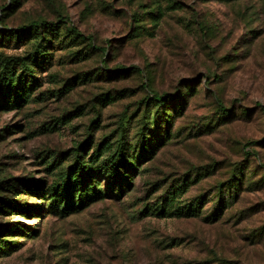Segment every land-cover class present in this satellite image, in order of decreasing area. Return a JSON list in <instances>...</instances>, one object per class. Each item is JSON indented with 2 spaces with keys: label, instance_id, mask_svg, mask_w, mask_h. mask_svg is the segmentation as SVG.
Listing matches in <instances>:
<instances>
[{
  "label": "rangeland",
  "instance_id": "obj_1",
  "mask_svg": "<svg viewBox=\"0 0 264 264\" xmlns=\"http://www.w3.org/2000/svg\"><path fill=\"white\" fill-rule=\"evenodd\" d=\"M1 100L0 264H264V0H0Z\"/></svg>",
  "mask_w": 264,
  "mask_h": 264
},
{
  "label": "trees",
  "instance_id": "obj_2",
  "mask_svg": "<svg viewBox=\"0 0 264 264\" xmlns=\"http://www.w3.org/2000/svg\"><path fill=\"white\" fill-rule=\"evenodd\" d=\"M36 25L38 24H32L30 25L31 27H36ZM53 24H49V23H44L42 25V29L44 30H47V29H51L53 28ZM28 28H23L20 32H25L27 31ZM76 32V31H75ZM12 86L9 87V89L11 88ZM154 98V101L156 103H160L162 104L163 103V100H162V97L161 96H158V95H154L153 96ZM2 104H6L5 101H0ZM227 112V111H226ZM229 115V113H226ZM230 116V115H229ZM123 148H122V145H118L117 148L115 149V151L109 155V157L107 158V166L111 167L110 170H113V171H110L108 173V175L110 177H114L115 180L117 181H123L124 183L128 184L129 183V180H130V177L126 176L125 174H128V172H120L119 170H124L127 166L126 162H125V158H124V152H123ZM75 169H81L82 171L83 170H86V167L82 164H80L79 166H76L74 167ZM88 174H91V173H88ZM80 182V178H75L73 183L75 184H78ZM69 183L71 184L70 182V179H68L67 176H64L60 182L58 184L55 185V187H53V189L51 190V198L54 199V202L57 204L56 205V210H58L61 214H67L69 213L70 211H73V210H76V209H79L83 203V198L84 199H87L86 202H89V200H96L97 198H100V193L99 191L95 188V187H92L90 186L89 187V190L90 191H87V186L85 185L84 187H82L80 185V191H79V195H78V198L76 200V202H68V201H63V200H60V202H58V198H61L67 190L71 191V193H74L75 190H76V187H73L72 185H69ZM90 192L91 195H89V198H88V193ZM2 199L0 197V208H3V206L5 204H3L2 202ZM19 210L23 213V214H28V209H26L25 207H22L21 205L18 206ZM1 210V209H0ZM1 212V211H0Z\"/></svg>",
  "mask_w": 264,
  "mask_h": 264
}]
</instances>
